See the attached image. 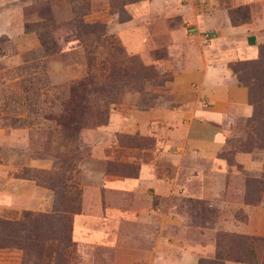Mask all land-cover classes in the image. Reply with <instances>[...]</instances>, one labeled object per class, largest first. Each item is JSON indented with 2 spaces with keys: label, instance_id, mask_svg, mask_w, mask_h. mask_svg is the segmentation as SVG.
I'll list each match as a JSON object with an SVG mask.
<instances>
[{
  "label": "rangeland",
  "instance_id": "1",
  "mask_svg": "<svg viewBox=\"0 0 264 264\" xmlns=\"http://www.w3.org/2000/svg\"><path fill=\"white\" fill-rule=\"evenodd\" d=\"M75 5L104 30L80 32ZM263 15L264 0H0V218L69 204L70 264L238 262L237 236L253 241L240 263L264 264V143L229 67L257 58L243 45ZM114 68L131 76L110 86Z\"/></svg>",
  "mask_w": 264,
  "mask_h": 264
},
{
  "label": "trees",
  "instance_id": "2",
  "mask_svg": "<svg viewBox=\"0 0 264 264\" xmlns=\"http://www.w3.org/2000/svg\"><path fill=\"white\" fill-rule=\"evenodd\" d=\"M74 10L80 32L95 33L96 28L100 32L104 30V24L100 21L85 22L83 20L85 13L80 6L75 5ZM230 18L231 23L234 22L233 24L248 19L246 7H238L231 11ZM229 67L236 75L237 80L248 87V100L252 107L248 122L255 124V130H257L255 134L264 143V44L258 47L256 59L231 63ZM121 70L125 73V69ZM127 76L131 75L119 74L118 69L114 68L111 71L112 82L110 86ZM143 76L148 78L154 75L143 74ZM160 77L163 81L169 80L163 74ZM84 87V83L79 84L80 89ZM257 182L261 183L260 181ZM58 196L60 197V194ZM71 209L69 204L61 209L58 208L55 200L54 209L51 213L32 214L25 212L19 220L0 218V248L16 247L20 249L22 251L21 264H70L75 251V244L71 238V219L67 214V211H75ZM232 242L241 250V255L233 257L232 260L238 262L253 261V241L250 237L237 236ZM204 260H199L198 264H205ZM206 262L208 264H224L221 259L215 257L207 258Z\"/></svg>",
  "mask_w": 264,
  "mask_h": 264
},
{
  "label": "crops",
  "instance_id": "3",
  "mask_svg": "<svg viewBox=\"0 0 264 264\" xmlns=\"http://www.w3.org/2000/svg\"><path fill=\"white\" fill-rule=\"evenodd\" d=\"M250 1L251 0H246V2H250ZM243 27L245 26H239L237 28L240 30ZM259 29L264 30V15L258 22H255L253 20L252 27L248 30V35L245 38V41H244L245 45L243 46H245V53L249 55L248 56L249 58H253L257 56L258 51L256 49V44L264 41V34L257 32ZM245 110L247 112L246 115H249L251 113V106L247 104V107L245 108ZM76 219H78L79 224L81 223L80 224L81 227H83V230L88 235V236H85L87 241H90L93 239H96V240L100 239L102 235L98 232L95 234V236H90L88 234V231H86V227L83 226V223L86 221V218L79 217V218H75V220ZM121 254L124 255V253H121ZM133 260L134 259H132V261ZM156 261H157L156 264H194L193 256H190L184 253H180L179 258H177L176 260H171V258L162 257L161 259L156 260ZM120 264H131L130 253H125V257L120 261ZM225 264H245V263L226 261Z\"/></svg>",
  "mask_w": 264,
  "mask_h": 264
}]
</instances>
